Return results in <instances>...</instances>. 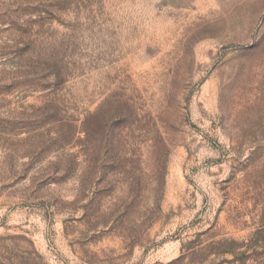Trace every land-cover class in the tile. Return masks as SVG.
<instances>
[{"label": "rangeland", "instance_id": "rangeland-1", "mask_svg": "<svg viewBox=\"0 0 264 264\" xmlns=\"http://www.w3.org/2000/svg\"><path fill=\"white\" fill-rule=\"evenodd\" d=\"M0 264H264V0H0Z\"/></svg>", "mask_w": 264, "mask_h": 264}]
</instances>
